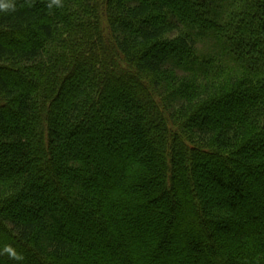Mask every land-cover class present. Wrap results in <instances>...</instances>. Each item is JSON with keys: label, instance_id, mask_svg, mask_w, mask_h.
Returning a JSON list of instances; mask_svg holds the SVG:
<instances>
[{"label": "trees", "instance_id": "obj_1", "mask_svg": "<svg viewBox=\"0 0 264 264\" xmlns=\"http://www.w3.org/2000/svg\"><path fill=\"white\" fill-rule=\"evenodd\" d=\"M0 264H264V0H5Z\"/></svg>", "mask_w": 264, "mask_h": 264}, {"label": "clouds", "instance_id": "obj_2", "mask_svg": "<svg viewBox=\"0 0 264 264\" xmlns=\"http://www.w3.org/2000/svg\"><path fill=\"white\" fill-rule=\"evenodd\" d=\"M58 3V0H56ZM14 5L11 2H5V0H0V9H8L12 8Z\"/></svg>", "mask_w": 264, "mask_h": 264}]
</instances>
